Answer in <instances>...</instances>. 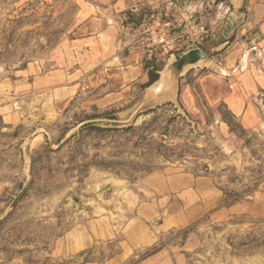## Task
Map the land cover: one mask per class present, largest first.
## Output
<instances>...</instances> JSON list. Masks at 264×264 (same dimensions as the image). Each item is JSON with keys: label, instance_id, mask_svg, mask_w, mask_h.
Returning <instances> with one entry per match:
<instances>
[{"label": "rangeland", "instance_id": "obj_1", "mask_svg": "<svg viewBox=\"0 0 264 264\" xmlns=\"http://www.w3.org/2000/svg\"><path fill=\"white\" fill-rule=\"evenodd\" d=\"M79 3L0 0V264H264V215L214 216L264 194V120L248 128L236 116L243 128L232 120L234 131L224 122L242 62L226 44L234 38L224 13L206 0H164L117 24L149 75L163 77L192 49L207 54L170 101L169 84L124 85L114 68L82 70ZM52 72L77 75L75 90ZM263 93H254L256 110ZM157 173L164 178L148 183ZM182 184L206 211L160 232L179 197L169 191ZM102 218L115 238L79 249Z\"/></svg>", "mask_w": 264, "mask_h": 264}, {"label": "crops", "instance_id": "obj_2", "mask_svg": "<svg viewBox=\"0 0 264 264\" xmlns=\"http://www.w3.org/2000/svg\"><path fill=\"white\" fill-rule=\"evenodd\" d=\"M77 17L80 22L74 29V42L82 44L84 57L88 56L82 70L101 65L103 69L114 68L119 79L124 80L123 84L133 82L145 83L150 81L148 68L140 61V54H137L135 47L123 42L119 35L117 24L128 15H133L146 10L164 0H81ZM214 5L217 14L224 13L225 27L223 32L233 36V42L227 41L229 52L233 55L242 56L241 65L234 69L233 75L239 73L237 82L234 79L233 90L225 98L232 113L238 116L245 127L254 128L264 120V104L254 108V93L264 92V0H206ZM197 5L198 1L193 2ZM222 11V12H221ZM99 53L98 57L97 54ZM94 64V65H91ZM242 65H245L244 70ZM40 66L33 69L27 68V74H35ZM32 70V71H30ZM245 70H247L245 72ZM159 74V71H156ZM229 74V73H228ZM53 76L64 77L68 89L73 92L78 83L75 82V75L67 73L52 72ZM155 84V83H154ZM153 84V85H154ZM153 85L147 87L151 88ZM162 82L156 89L160 90ZM68 93V92H66ZM264 95V93H263ZM264 97V96H263ZM264 102V98L261 99ZM186 176V175H184ZM164 178L163 173L152 175L148 183H156ZM181 180H186L182 177ZM163 190V189H160ZM178 192L177 202L170 205L166 218L159 226L160 232H166L175 226H185L195 221L205 213V207L198 202V193L185 184L178 189L169 191ZM188 201V206L182 207L181 201ZM146 205V203H145ZM153 205V204H152ZM154 208L158 204L154 202ZM163 207V203L160 202ZM144 206V205H142ZM153 208V207H152ZM252 214L264 215V194L255 203L243 201L221 208L214 216L215 218L228 219L233 215ZM93 234L83 237L79 243V249L90 245L93 238L110 240L115 238V228L110 221L102 218L93 222ZM136 228L141 226L143 237H147V230L142 222H136ZM132 240L138 239V232L130 228Z\"/></svg>", "mask_w": 264, "mask_h": 264}, {"label": "water", "instance_id": "obj_3", "mask_svg": "<svg viewBox=\"0 0 264 264\" xmlns=\"http://www.w3.org/2000/svg\"><path fill=\"white\" fill-rule=\"evenodd\" d=\"M206 59L207 54L203 50L199 48L192 49L183 54L179 59L174 60L162 74L160 73L163 77H159L160 80L158 79L156 82L158 84L162 82V87L168 86V84L171 85V91L169 93L171 97L169 98L170 101L178 97L180 76L188 69L202 64Z\"/></svg>", "mask_w": 264, "mask_h": 264}, {"label": "trees", "instance_id": "obj_4", "mask_svg": "<svg viewBox=\"0 0 264 264\" xmlns=\"http://www.w3.org/2000/svg\"><path fill=\"white\" fill-rule=\"evenodd\" d=\"M158 79H159V75L157 73H154L153 71H151L150 72V81L145 85V87L147 88V87L153 85L156 81H158ZM230 117H231V119H224V122L227 123L231 127L232 131H234L232 120H235V122H238L237 124L239 125V127L243 128V125L238 120L236 115H234L232 112H230Z\"/></svg>", "mask_w": 264, "mask_h": 264}, {"label": "built area", "instance_id": "obj_5", "mask_svg": "<svg viewBox=\"0 0 264 264\" xmlns=\"http://www.w3.org/2000/svg\"><path fill=\"white\" fill-rule=\"evenodd\" d=\"M162 42H163V39H162Z\"/></svg>", "mask_w": 264, "mask_h": 264}]
</instances>
